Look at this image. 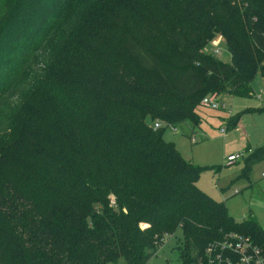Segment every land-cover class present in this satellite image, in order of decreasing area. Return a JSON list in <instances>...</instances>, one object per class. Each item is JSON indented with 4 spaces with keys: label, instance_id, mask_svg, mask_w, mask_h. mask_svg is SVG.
I'll return each instance as SVG.
<instances>
[{
    "label": "trees",
    "instance_id": "obj_1",
    "mask_svg": "<svg viewBox=\"0 0 264 264\" xmlns=\"http://www.w3.org/2000/svg\"><path fill=\"white\" fill-rule=\"evenodd\" d=\"M217 35L231 62L205 51ZM56 37L53 68L28 84ZM117 46L138 74L105 84L89 61ZM258 72L264 0H0V264H148L178 228L180 264H209L231 233L264 245V228L202 190L206 168L147 120L199 125L204 96H249ZM245 158L248 179L264 144Z\"/></svg>",
    "mask_w": 264,
    "mask_h": 264
},
{
    "label": "rangeland",
    "instance_id": "obj_2",
    "mask_svg": "<svg viewBox=\"0 0 264 264\" xmlns=\"http://www.w3.org/2000/svg\"><path fill=\"white\" fill-rule=\"evenodd\" d=\"M64 31L69 32L68 29ZM58 38L50 40L45 49L33 59L26 72L28 84L48 76L53 68V57L57 56ZM119 50L120 47L117 46L113 51H101L93 61H89L95 72L106 74L100 77L105 80V84H116L119 79L138 74L131 63L119 59ZM205 51L215 54L223 62H231V54L222 35H217L206 46ZM116 58L119 61L113 63V67L110 63ZM251 84L253 93L249 96L217 91L220 104L218 108L202 105L197 108L201 118L199 125L187 121L174 130L163 122L161 124L166 126L164 138L175 143L186 160L206 168L201 173L198 186L212 198L224 201L229 214L236 220L253 217L264 228V160L254 164L248 179L238 178L244 169L246 158L242 157L233 164H227L226 160L230 153L247 154L248 148L256 150L264 144V75L258 72ZM84 85L93 88L95 99L101 102L107 95L100 88L99 81L86 82ZM233 115H239V122L235 127L228 128V119ZM147 120L151 125L155 122ZM222 129L225 131L222 132ZM182 240V230L178 228L164 240L148 264H180L176 247ZM111 264H126V261L120 258Z\"/></svg>",
    "mask_w": 264,
    "mask_h": 264
},
{
    "label": "built area",
    "instance_id": "obj_3",
    "mask_svg": "<svg viewBox=\"0 0 264 264\" xmlns=\"http://www.w3.org/2000/svg\"><path fill=\"white\" fill-rule=\"evenodd\" d=\"M200 105L213 109L218 108L220 106L218 93L207 94L201 100ZM168 126L176 130V126ZM153 127L157 129L163 125L161 121H155ZM221 131L224 132L225 129ZM250 152L251 149H247V154L244 152L229 154L226 157L227 164H233L238 159L245 158ZM206 254L209 264H264V245L259 244L250 236L239 233L228 234L223 241L211 244Z\"/></svg>",
    "mask_w": 264,
    "mask_h": 264
},
{
    "label": "crops",
    "instance_id": "obj_4",
    "mask_svg": "<svg viewBox=\"0 0 264 264\" xmlns=\"http://www.w3.org/2000/svg\"><path fill=\"white\" fill-rule=\"evenodd\" d=\"M230 154H232V153H230ZM228 155H229V154H228ZM228 155H227V156H228Z\"/></svg>",
    "mask_w": 264,
    "mask_h": 264
}]
</instances>
